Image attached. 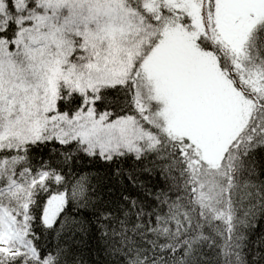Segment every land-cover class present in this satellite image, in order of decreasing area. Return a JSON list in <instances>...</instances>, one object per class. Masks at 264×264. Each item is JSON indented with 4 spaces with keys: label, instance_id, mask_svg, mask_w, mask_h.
Segmentation results:
<instances>
[{
    "label": "snow or ice",
    "instance_id": "1",
    "mask_svg": "<svg viewBox=\"0 0 264 264\" xmlns=\"http://www.w3.org/2000/svg\"><path fill=\"white\" fill-rule=\"evenodd\" d=\"M0 264H264V0H0Z\"/></svg>",
    "mask_w": 264,
    "mask_h": 264
}]
</instances>
